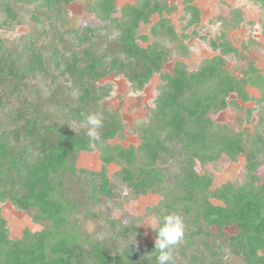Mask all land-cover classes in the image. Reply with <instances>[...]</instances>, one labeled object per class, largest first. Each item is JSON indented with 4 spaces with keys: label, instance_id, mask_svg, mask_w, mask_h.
<instances>
[{
    "label": "trees",
    "instance_id": "1",
    "mask_svg": "<svg viewBox=\"0 0 264 264\" xmlns=\"http://www.w3.org/2000/svg\"><path fill=\"white\" fill-rule=\"evenodd\" d=\"M73 1L0 0V264H156L155 241L139 244L135 217L125 221L93 210L117 195L110 163L120 166L116 175L134 196L161 195L148 208L156 226L169 213L184 218L185 238L174 249L175 264H231L228 255L240 257L242 264H264V179L258 174L264 136L258 128L237 132L211 118L229 106L232 93L244 96L250 70L239 78L225 66V57L237 49L227 39L210 38L219 55L195 71L180 61L169 70L167 47L143 46L138 34L141 22L159 13L155 35L178 37L175 25L162 15L172 10L168 0H137L121 9L117 0H94L91 10L102 22L78 27L69 25ZM191 2L185 0L187 10L194 9ZM24 16L30 29L6 38L2 31L25 25ZM42 20L50 25L40 28ZM156 74L158 95L140 126L139 146L111 145L108 141L123 132L124 120L101 105L113 86L100 80L122 77L140 92ZM37 75L57 84V110L41 99ZM88 114L103 120L102 140L94 145L83 126ZM76 122L81 126L71 125ZM94 148L101 150L102 168L77 167L79 154ZM223 155L233 161L245 155L247 174L243 181L212 189L213 177L200 174L196 160L215 162ZM176 156L181 169L168 181L167 163ZM8 200L33 210L35 221L51 224L12 238L1 211ZM91 216L102 218L93 231L85 226ZM232 225L238 232L227 235L225 228ZM133 237L135 245L129 244Z\"/></svg>",
    "mask_w": 264,
    "mask_h": 264
},
{
    "label": "rangeland",
    "instance_id": "2",
    "mask_svg": "<svg viewBox=\"0 0 264 264\" xmlns=\"http://www.w3.org/2000/svg\"><path fill=\"white\" fill-rule=\"evenodd\" d=\"M127 3H138L137 0H117V7L121 9ZM94 0H74L69 6V25L78 27L91 24L96 26L102 22L97 14L91 10ZM194 9L187 10L185 0H168L172 10H165L162 15L170 19L177 29L178 37L165 38L155 35L154 26L160 22V14L151 16L150 22H141L138 28L139 43L143 46L165 45L169 50V59L165 65L172 70L176 61H180L191 71L197 70L205 59L220 54V50H214L209 43L210 38L229 40L237 52L225 57V66L235 76L241 78L250 70L249 81L244 87V96L232 93L228 97L229 106L211 113V118L217 122L228 125L237 132L252 133L256 128L260 129L264 136V0H192ZM117 16L120 13L116 14ZM196 18L195 23L188 24V20ZM1 18L0 15V22ZM25 25H15L11 31H2L6 38L16 39L30 29L32 23L23 17ZM187 24V26H186ZM50 25V20H42L38 24L40 28ZM186 28V30H185ZM184 31V32H183ZM184 33H187L184 35ZM145 37V38H144ZM38 76V77H37ZM34 80L40 85V97L44 104L53 107L59 102L56 97L57 84H51L37 75ZM259 79V80H258ZM99 83V82H98ZM101 84L113 86L111 94L105 98L101 105L117 111L124 120V129L121 135L109 140L111 145H134L138 147L141 142L140 126L147 120L149 110L154 106L158 95L160 77L156 74L143 91L133 92L130 84L122 77L108 75L100 80ZM77 93L72 98L76 97ZM67 123H68V119ZM80 127L78 122L71 123ZM167 163L168 181L180 172V158L176 156ZM246 157L240 155L236 161L223 155L215 162L203 163L196 160V169L200 174H209L213 177L212 189L226 181L236 179L243 181L247 174ZM104 162L101 150L94 148L90 151H82L77 158V167L100 170ZM108 175L112 182L117 184V195L108 204L93 207L94 211H105L116 217H124L125 221L135 217L141 231L139 244L154 242V230L148 224L156 226L157 219L149 212V207L156 205L161 195L148 193L134 196L127 185L121 182L116 175L120 169L117 163L107 165ZM259 176L264 179V165L258 170ZM214 202L220 203L216 199ZM3 217L8 221L10 236L18 238L25 229L39 231L49 226L50 222H38L33 219V210L27 211L15 207L11 201L1 203ZM83 218V217H82ZM85 219V216H84ZM102 219V218H100ZM92 216L85 223L90 231L97 228L98 222ZM84 221V220H83ZM227 235L238 232L236 225L225 228ZM227 261L231 264H242L240 257L228 255Z\"/></svg>",
    "mask_w": 264,
    "mask_h": 264
},
{
    "label": "clouds",
    "instance_id": "3",
    "mask_svg": "<svg viewBox=\"0 0 264 264\" xmlns=\"http://www.w3.org/2000/svg\"><path fill=\"white\" fill-rule=\"evenodd\" d=\"M83 126L87 128L86 135L90 138L92 145L101 142L100 129L103 127V120L97 114L86 115ZM158 226L148 224L156 232L154 252L156 264H175L174 249L185 238L184 218L178 213H169L158 218ZM129 244H136L133 237ZM152 251V252H153Z\"/></svg>",
    "mask_w": 264,
    "mask_h": 264
}]
</instances>
